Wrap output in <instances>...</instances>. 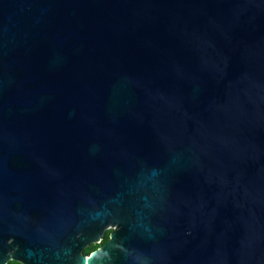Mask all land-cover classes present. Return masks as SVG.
<instances>
[{"label": "water", "instance_id": "water-1", "mask_svg": "<svg viewBox=\"0 0 264 264\" xmlns=\"http://www.w3.org/2000/svg\"><path fill=\"white\" fill-rule=\"evenodd\" d=\"M10 261L264 264V0H0Z\"/></svg>", "mask_w": 264, "mask_h": 264}, {"label": "trees", "instance_id": "trees-1", "mask_svg": "<svg viewBox=\"0 0 264 264\" xmlns=\"http://www.w3.org/2000/svg\"><path fill=\"white\" fill-rule=\"evenodd\" d=\"M108 241V234L106 233L103 240L99 243V244H95V245H92L91 247L89 248H86L84 251H83V254L84 255H88L90 254L91 252L97 250L98 248H100L102 245H104L106 242ZM8 264H20L18 262H15V261H10Z\"/></svg>", "mask_w": 264, "mask_h": 264}, {"label": "flooded vegetation", "instance_id": "flooded-vegetation-1", "mask_svg": "<svg viewBox=\"0 0 264 264\" xmlns=\"http://www.w3.org/2000/svg\"><path fill=\"white\" fill-rule=\"evenodd\" d=\"M111 231H112V229H109V230L106 231V233L108 234V239H109V235H110ZM106 233H105V234H106ZM104 236H105V235H104ZM102 240H103V239H102Z\"/></svg>", "mask_w": 264, "mask_h": 264}]
</instances>
